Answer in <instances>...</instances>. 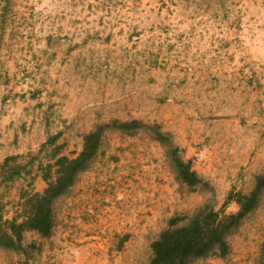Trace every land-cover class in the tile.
<instances>
[{
  "label": "rangeland",
  "instance_id": "374dc122",
  "mask_svg": "<svg viewBox=\"0 0 264 264\" xmlns=\"http://www.w3.org/2000/svg\"><path fill=\"white\" fill-rule=\"evenodd\" d=\"M100 127L97 155L53 202L51 235L0 246V264H149L171 219L257 188L229 253L188 264L262 263L264 0H0L3 219L21 222L24 198L44 192L53 149L74 159ZM171 141L207 184L177 180Z\"/></svg>",
  "mask_w": 264,
  "mask_h": 264
},
{
  "label": "trees",
  "instance_id": "16d2710c",
  "mask_svg": "<svg viewBox=\"0 0 264 264\" xmlns=\"http://www.w3.org/2000/svg\"><path fill=\"white\" fill-rule=\"evenodd\" d=\"M113 126L121 130L138 128L142 126L139 121L115 122ZM155 130L162 140L165 134L156 124L148 127ZM104 127L91 131L84 137L83 150L78 157L71 159L60 154V149H53L50 157L53 164L47 166L44 179L47 187L43 193H35L24 198V213L21 222L17 219L4 220L0 215V246L13 250H22L23 236L27 231H36L42 236L51 235L54 226L53 202L75 183L77 176L84 172L89 163L97 155L103 135ZM57 137L49 144L53 145ZM169 140V137H168ZM172 142V141H171ZM48 144V143H47ZM169 157L176 174L177 180L191 187L197 184H207L196 171L193 170L191 161L181 159L177 153L179 147L173 142L170 145ZM13 157L5 160V166ZM56 168L55 180H52V170ZM8 178L15 180L21 175L19 168L10 169ZM259 188L250 196L230 192L221 209L216 210L211 205H204L189 218H173L169 227L162 231L152 243V258L149 264H188L192 260L204 258L210 254L226 256L229 253L227 236L229 232L252 212L258 202ZM232 202L237 203L239 211L227 214L226 208ZM187 220L185 224L179 223ZM264 264V244L262 246Z\"/></svg>",
  "mask_w": 264,
  "mask_h": 264
}]
</instances>
